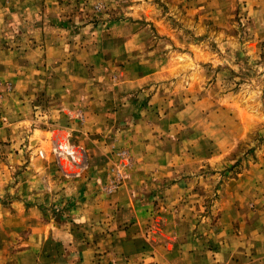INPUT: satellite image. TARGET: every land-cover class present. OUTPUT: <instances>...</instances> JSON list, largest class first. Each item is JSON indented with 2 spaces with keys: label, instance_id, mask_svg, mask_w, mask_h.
<instances>
[{
  "label": "rangeland",
  "instance_id": "rangeland-1",
  "mask_svg": "<svg viewBox=\"0 0 264 264\" xmlns=\"http://www.w3.org/2000/svg\"><path fill=\"white\" fill-rule=\"evenodd\" d=\"M221 214L264 264V0H0V264Z\"/></svg>",
  "mask_w": 264,
  "mask_h": 264
},
{
  "label": "crops",
  "instance_id": "crops-1",
  "mask_svg": "<svg viewBox=\"0 0 264 264\" xmlns=\"http://www.w3.org/2000/svg\"><path fill=\"white\" fill-rule=\"evenodd\" d=\"M172 218L170 216L166 222V228L170 230L177 227L176 219L174 223ZM129 219L131 223L128 229L121 228L120 230L116 227L118 219L113 221L106 219L105 224L102 220V225H109L108 230H111V233H105L103 236L99 234L96 237L94 233L97 229L91 228L92 233L89 236H93V240L88 238L93 243V246L89 248L93 252L88 254L91 264H251L248 255L246 256L249 254L248 250L246 248L239 250L238 248L239 244H243V241L246 242V238L249 236L248 229L238 230V232L227 231V223L224 221L226 218L222 214L216 222V225H219V232L209 233L204 227V231L190 232L183 234L182 237L176 235L175 239L171 236L166 237V241L175 240L176 245H174L175 241H172L173 245L171 243L165 245L164 237L157 238V240H151L148 236L146 238L143 234V223L135 216ZM228 223L232 224L231 221ZM93 224L97 223L93 222L91 225ZM94 241L101 245L102 250L110 248L108 246L113 247V250L96 255L94 251L98 249ZM109 241H113V245H110ZM208 242H210V246H208ZM233 245L235 246L233 247ZM101 249L98 252H101ZM109 254H112L114 258H108ZM233 256H236L237 260L233 259Z\"/></svg>",
  "mask_w": 264,
  "mask_h": 264
},
{
  "label": "built area",
  "instance_id": "built-area-1",
  "mask_svg": "<svg viewBox=\"0 0 264 264\" xmlns=\"http://www.w3.org/2000/svg\"><path fill=\"white\" fill-rule=\"evenodd\" d=\"M63 148L65 151L69 152V154L73 155L74 154V149L72 147H68L66 145H63ZM40 154L42 155V152H40ZM75 157V156H73Z\"/></svg>",
  "mask_w": 264,
  "mask_h": 264
}]
</instances>
